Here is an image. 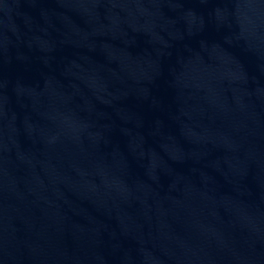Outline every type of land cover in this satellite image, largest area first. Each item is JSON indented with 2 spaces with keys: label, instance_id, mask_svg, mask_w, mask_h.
I'll return each instance as SVG.
<instances>
[{
  "label": "water",
  "instance_id": "obj_1",
  "mask_svg": "<svg viewBox=\"0 0 264 264\" xmlns=\"http://www.w3.org/2000/svg\"><path fill=\"white\" fill-rule=\"evenodd\" d=\"M0 264H264V0H0Z\"/></svg>",
  "mask_w": 264,
  "mask_h": 264
}]
</instances>
